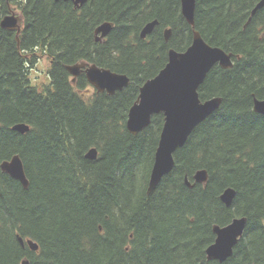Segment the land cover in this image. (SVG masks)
Instances as JSON below:
<instances>
[{
  "label": "trees",
  "instance_id": "obj_1",
  "mask_svg": "<svg viewBox=\"0 0 264 264\" xmlns=\"http://www.w3.org/2000/svg\"><path fill=\"white\" fill-rule=\"evenodd\" d=\"M259 1L196 0L193 29L180 0H88L80 8L0 0V264H264V115L253 108L254 97L264 100V8L244 28ZM11 11L22 18L19 41L1 27ZM154 20L159 24L142 39ZM106 22L113 28L99 42L95 29ZM194 30L232 54L234 65L208 73L200 99L222 103L148 195L164 116L133 135L128 113L169 51L192 44ZM43 56L51 81L38 87L30 72ZM82 62L125 74L129 85L109 95L85 74L73 82L67 66ZM19 123L29 132L14 131ZM92 148L96 160L86 158ZM15 155L28 189L1 168ZM200 170L208 173L206 184L194 181ZM229 188L236 195L226 207L221 195ZM241 217L247 224L233 255L209 260L214 226Z\"/></svg>",
  "mask_w": 264,
  "mask_h": 264
},
{
  "label": "water",
  "instance_id": "obj_2",
  "mask_svg": "<svg viewBox=\"0 0 264 264\" xmlns=\"http://www.w3.org/2000/svg\"><path fill=\"white\" fill-rule=\"evenodd\" d=\"M56 1H71L76 8H80L88 0ZM180 2L183 17L194 29L196 0H180ZM262 8H264V0H260L252 10L249 22ZM158 24V20L146 24L140 33V37L146 39ZM1 27L16 32L19 41V35L22 32V18L16 12L11 11L1 21ZM112 28L113 25L109 22L101 24L95 31L96 40L99 42L104 40ZM164 36L165 40L168 41L171 36V29H166ZM216 65L223 69L231 68L233 66L232 56L219 47L209 45L201 34L194 30L192 44L184 52L171 49L166 66L158 75L149 79L140 88L138 99L128 113L126 122L128 131L137 135L151 124L154 115L162 114L164 116V125L148 183V195L156 189L164 176L172 172L175 152L186 144L189 136L199 124L219 109L222 103L221 98H212L203 102L199 96L200 86ZM67 71L72 76L73 82L84 73L92 87L98 92H106L109 95L124 89L130 82V78L125 74L115 73L85 62L67 66ZM254 111L264 115V100L254 99ZM13 130L25 134L29 132L30 127L19 123L13 127ZM98 155V150L92 148L87 152L86 158L96 160ZM1 168L3 172L19 181L25 189H28L29 181L25 174L23 162L18 155L3 162ZM194 181L195 183L206 184L208 181L207 171H197L194 175ZM185 183L188 187L194 186L187 177ZM235 195L234 189H226L221 195V201L226 207H230ZM246 224L247 218L241 217L233 219L230 224L223 227L215 225L213 231L216 238L207 248V258L220 263L228 260L243 236ZM19 241L23 246L27 244L32 251L39 250L38 244L31 239L25 241L23 238H19ZM23 264H29V262L24 261Z\"/></svg>",
  "mask_w": 264,
  "mask_h": 264
},
{
  "label": "rangeland",
  "instance_id": "obj_3",
  "mask_svg": "<svg viewBox=\"0 0 264 264\" xmlns=\"http://www.w3.org/2000/svg\"><path fill=\"white\" fill-rule=\"evenodd\" d=\"M50 62L47 57L43 56L36 68L31 69V81L34 85L41 87L44 84L50 83L51 78L49 75Z\"/></svg>",
  "mask_w": 264,
  "mask_h": 264
},
{
  "label": "flooded vegetation",
  "instance_id": "obj_4",
  "mask_svg": "<svg viewBox=\"0 0 264 264\" xmlns=\"http://www.w3.org/2000/svg\"><path fill=\"white\" fill-rule=\"evenodd\" d=\"M254 8H255V7H254ZM254 8H253V9H254ZM253 9H252V10H253ZM251 12H252V11H251ZM251 12H250V16H249L248 21H247L246 24L244 25V28H246L247 25L251 22V21L249 22L250 17H251ZM254 16H255V15H254ZM252 18H253V17H252ZM251 20H252V19H251ZM248 22H249V23H248ZM167 29H170V28H167ZM164 33H165V31H164ZM164 37H165V36H164ZM102 41H103V40H102ZM221 49H222V48H221ZM223 50H224V49H223ZM224 51H225V50H224ZM225 52H226V51H225ZM226 53H227V52H226ZM228 54H230V53H228ZM230 55H231L232 58H233V55H232V54H230ZM168 57H169V53H168ZM232 62H233V59H232ZM88 64H90V63H88ZM233 65H234V62H233ZM232 67H233V66H232ZM232 67H231V68H232ZM228 69H230V68H228ZM83 74H84V73H83ZM255 98H256V97H254V99H255ZM253 108H254V100H253ZM242 237H243V236H242ZM242 237H241V238H242ZM241 238H240V239H241Z\"/></svg>",
  "mask_w": 264,
  "mask_h": 264
},
{
  "label": "bare ground",
  "instance_id": "obj_5",
  "mask_svg": "<svg viewBox=\"0 0 264 264\" xmlns=\"http://www.w3.org/2000/svg\"><path fill=\"white\" fill-rule=\"evenodd\" d=\"M34 13V12H33ZM96 30V29H95ZM2 75V74H1ZM254 228V227H253ZM163 240V239H162Z\"/></svg>",
  "mask_w": 264,
  "mask_h": 264
}]
</instances>
